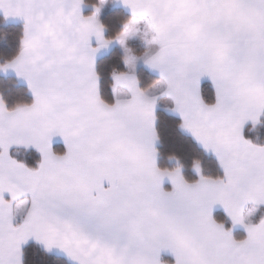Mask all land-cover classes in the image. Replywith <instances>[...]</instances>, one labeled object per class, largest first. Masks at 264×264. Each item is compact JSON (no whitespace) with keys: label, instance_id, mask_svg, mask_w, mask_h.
Masks as SVG:
<instances>
[{"label":"snow or ice","instance_id":"6c2138e0","mask_svg":"<svg viewBox=\"0 0 264 264\" xmlns=\"http://www.w3.org/2000/svg\"><path fill=\"white\" fill-rule=\"evenodd\" d=\"M120 2L132 18L106 39L101 7L84 16V0H0L6 19L24 22L19 51L0 72H15L34 97L12 108L0 98V264H23L30 239L72 264H169L162 253L174 264H264V218L244 214L264 205V145L244 136L264 117V0ZM141 24L146 51L137 57L125 45ZM113 42L127 71L112 72L109 102L95 57ZM138 61L159 73L148 89L138 86ZM160 96L222 175L201 174L199 160L192 183L178 160L157 167ZM21 148L39 153L35 167L15 158ZM216 205L245 238L213 219Z\"/></svg>","mask_w":264,"mask_h":264},{"label":"trees","instance_id":"16d2710c","mask_svg":"<svg viewBox=\"0 0 264 264\" xmlns=\"http://www.w3.org/2000/svg\"><path fill=\"white\" fill-rule=\"evenodd\" d=\"M99 0H84L86 6L98 5ZM85 15L91 14V11H85ZM132 16L120 8H108L99 14L98 19L104 26V37L111 39L117 33L123 30L124 23ZM23 35V26L21 24H7L0 15V64L11 60L19 51L20 41ZM125 72L123 54L118 47H114L109 54L101 57L96 62V71L100 76L101 94L111 102V74L113 71ZM136 77L139 81V87L148 89L158 78L149 73L143 67L136 70ZM206 101L212 99V89L209 82L201 83ZM0 98H2L9 108L17 103H32V97L26 87L17 83L13 77L0 76ZM159 107H161L159 105ZM155 121V130L158 136L156 141L157 166L161 169H173L177 166V160L182 166L181 174L189 183L196 182L199 176L194 172L193 161L199 160L201 163V174L210 176L222 175L218 161L212 155L206 153L190 137L183 134L179 128L180 120L170 114L165 113L160 108L157 109ZM261 124L253 128L247 125L244 128L246 139L254 143L264 145V117L261 118ZM61 145H53L56 153H62ZM16 159L25 162L30 167H35L39 161L38 155L33 151L13 152ZM175 157V159H171ZM213 219L218 223H223L226 229H231L234 238L243 239L245 234L240 230H233L230 220L221 210L213 213ZM23 264H70L66 259L60 256H54L46 253L41 247L34 243L27 244L23 250ZM170 264L172 261L163 257Z\"/></svg>","mask_w":264,"mask_h":264},{"label":"crops","instance_id":"0c3cea01","mask_svg":"<svg viewBox=\"0 0 264 264\" xmlns=\"http://www.w3.org/2000/svg\"><path fill=\"white\" fill-rule=\"evenodd\" d=\"M99 5H100V0H99V3H98L97 6H99ZM108 8H120V9H123L127 14H129V15L132 16L131 10H130L129 8L125 7V6L120 2V0H106L105 4H104L103 6H101V10H100L99 14L102 13L103 11L107 10ZM87 10H88V11H91V14H92V12H93L94 9H93L92 6H86L85 4H83V5H82V8H81L82 15H84V16H88V15H85V14H84V12L87 11ZM91 14H89V15H91ZM0 15L4 18L5 23H7V24H21V25L23 26V28H24V22H23L22 19H20V18H12V17H9V18L6 19V18L4 17V15H3L2 12H0ZM98 16H99V15H98ZM141 26L144 28V25L141 24ZM92 44H93V46H96V45H95V40H94V38H93ZM125 46H126L127 48L130 49L132 55L137 56V57L142 56V55L144 54V52L146 51V45H145V42H144V38H143V35H141V34L129 38V39L126 41V45H125ZM114 47H118L119 50L122 52V54H123V56H124L123 49L121 48V46L119 45V43H118V42H113V43H112L111 45H109L107 48L101 49V50L96 54V57H95V66H96V62H97V60H98L99 58L104 57V56H106L107 54H109V52H110ZM124 66H125V69H126L125 72H126V71H127L126 65L124 64ZM139 67H143V68L146 69L149 73H151L152 75L156 76V77L159 79V73H158L157 71H155V70L150 69V68H149L148 66H146L142 61H138V62H137L136 70H137ZM135 74H136V72H135ZM0 76H4V77H7V76H8V77H13V78L17 81L18 84L23 85L24 87H26V89L28 90L29 94H30L31 97H32V100L34 99V97L32 96V93L30 92V90H29V88H28L27 82H26L25 80H23L22 78H18L17 75L15 74V72H13V71H11V70H9L7 73L0 72ZM204 81L209 82V83L211 84V81H210L207 77L202 78L201 83L204 82ZM138 86H139V85H138ZM111 98L113 99L112 95H111ZM111 101H112V100H111ZM159 105H160L161 107H159ZM159 108H160L162 111H164L165 113L170 114V115H172V116L178 118V119L180 120V124L182 123V119H181V117L179 116V114H178V113H175V112H173V111H171V109L173 108V103H172V101H171L170 98L160 96V98H159L158 101H157V106H156V109H155V113H156L157 109H159ZM247 125H251V123L249 122L248 124L245 125V127H246ZM154 127H155V125H154ZM179 128H180V130H181V132H182L183 134H185L186 136L190 137V138H191V139H192V140H193V141H194V142H195L200 148L203 149V147H202V146H201V145H200V144H199V143H198V142L192 137V135H191L190 133H188L186 130H183L180 126H179ZM156 143H157V142H156ZM156 143H155V145H154L155 149H156ZM55 144H57V145H61V146H62V148H61L62 153H59V154H63V152L66 151V147H65V145H64V142H63L62 138H60V137H54V138H53V141H52V148H53V145H55ZM203 150H204V149H203ZM20 151H25V152H26V151H33V152H35V153L38 155L39 160H40V155H39V153L36 152L35 149H33V148H30V149H28V150H24V149L21 148V149H19L18 152H20ZM53 151H54V150H53ZM204 151H205V150H204ZM13 152H16V151L13 150ZM54 152H55V151H54ZM205 152L208 153V154H210V155H212L213 157H215V155L212 154L211 152H207V151H205ZM215 158H216V157H215ZM216 160H217V158H216ZM156 163H157V158H156ZM157 167H158V166H157ZM195 173H196V172H195ZM196 174H197V173H196ZM105 186H107V185H105ZM162 186H163L164 190H166V191H171V190H172V185H171L170 181H169L167 178L164 179V181H163V185H162ZM245 209H246V208H245ZM216 210H221V211L225 214V216L230 220V218L227 216V214H226V212L224 211V209H223L222 206H220V205H216V206H214V208H213V212H212V215H213V213H214ZM256 212H257V214L255 215V217H254L253 220H252V222H253L254 224L259 223L260 219L264 218V205H259V206L256 208ZM230 222H231V220H230ZM231 224H232V222H231ZM232 229H233V226H232ZM242 232L245 234V237H246V232H244V231H242ZM29 243H34V244L38 245L39 247H41V248L45 251L44 247H43L41 244H38L35 240L30 239V240L27 242V244H29ZM27 244H25V245L22 246V250H23V248H24ZM45 252L48 253V254L54 255V256H60V257H63V258L66 259L70 264H72V262L67 258V256H66L64 253L60 252L59 250H55V249H54V250H52L51 252H47V251H45ZM163 257L170 259V260L172 261L171 264H174V257H173L170 253H162V258H163ZM169 264H170V263H169Z\"/></svg>","mask_w":264,"mask_h":264},{"label":"rangeland","instance_id":"374dc122","mask_svg":"<svg viewBox=\"0 0 264 264\" xmlns=\"http://www.w3.org/2000/svg\"><path fill=\"white\" fill-rule=\"evenodd\" d=\"M143 25V24H142ZM140 29H141V32H140V34L141 35H143V32H144V28L140 25ZM139 35V34H138ZM146 45V44H145ZM194 172H195V170H194ZM258 206H254V205H252V204H248V205H246V209L244 210V214L245 215H248L249 213H251V216H250V219L251 220H253V218L255 217V215L257 214V212H256V208H257ZM233 230H240V231H244V232H246L245 231V229L242 227V226H240V225H237V226H235V227H233Z\"/></svg>","mask_w":264,"mask_h":264},{"label":"clouds","instance_id":"9594fccd","mask_svg":"<svg viewBox=\"0 0 264 264\" xmlns=\"http://www.w3.org/2000/svg\"><path fill=\"white\" fill-rule=\"evenodd\" d=\"M105 2H106V0H104L103 5L105 4ZM103 5H102V6H103ZM96 6H97V5H96ZM98 7H101V4H100ZM120 32H121V31H120ZM21 39H22V38H21ZM45 251H46V250H45Z\"/></svg>","mask_w":264,"mask_h":264}]
</instances>
